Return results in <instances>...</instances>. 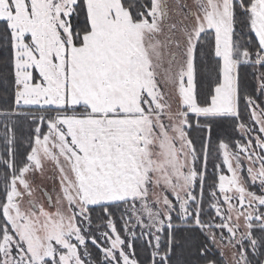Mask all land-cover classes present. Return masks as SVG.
<instances>
[{"label": "snow or ice", "instance_id": "obj_1", "mask_svg": "<svg viewBox=\"0 0 264 264\" xmlns=\"http://www.w3.org/2000/svg\"><path fill=\"white\" fill-rule=\"evenodd\" d=\"M0 264H264V0H0Z\"/></svg>", "mask_w": 264, "mask_h": 264}]
</instances>
